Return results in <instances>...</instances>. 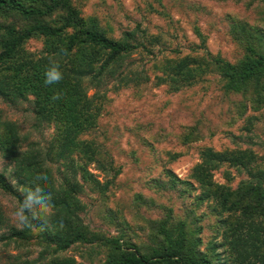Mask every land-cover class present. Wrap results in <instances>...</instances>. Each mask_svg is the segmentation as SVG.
<instances>
[{
    "label": "trees",
    "instance_id": "obj_1",
    "mask_svg": "<svg viewBox=\"0 0 264 264\" xmlns=\"http://www.w3.org/2000/svg\"><path fill=\"white\" fill-rule=\"evenodd\" d=\"M205 3L224 9L216 29L233 48L231 60L206 50L196 19L211 15ZM145 5L148 13L165 20L170 7L191 13L197 44L189 43L185 54L177 46L163 54L160 36L138 24L116 36L105 15L83 13L81 0H0V100L9 105L30 102L35 126L51 130L44 146L25 143L17 125L0 115V158L14 180L11 185L0 172V191L18 204L22 188L40 183L56 206L50 229L10 226L0 235L4 245L26 252L38 248L31 260L15 257L3 264H80L76 255L97 264H264V157L249 149L200 147L186 179L161 166L157 176L143 182L145 193L128 186L113 200L109 189H116L120 168L91 136L109 115V93L138 91L150 80L155 88L174 94L203 84L208 76L218 86L212 106L223 118L213 123L201 111L168 133L165 128L160 134L138 128V148L120 151L135 164L142 160L139 153L151 156L153 145L166 135L179 146L196 145L242 120L247 110L258 112L264 106V0H150ZM29 41L39 43V49L27 48ZM133 55H140L141 70L130 64ZM51 61L59 64L63 79L49 86L44 72ZM56 90L61 98L53 101ZM114 131L113 142L119 143L123 130ZM165 154L166 163L181 155ZM153 162L157 166L159 160ZM90 165L109 178L100 182ZM216 172L223 183L213 180ZM38 173H46L48 181L34 183ZM84 185L99 196L107 231L83 222L86 206L79 195ZM61 218L65 228L57 230ZM6 223L0 207V229ZM33 223L43 225L42 220ZM68 250L77 254L67 256Z\"/></svg>",
    "mask_w": 264,
    "mask_h": 264
},
{
    "label": "rangeland",
    "instance_id": "obj_2",
    "mask_svg": "<svg viewBox=\"0 0 264 264\" xmlns=\"http://www.w3.org/2000/svg\"><path fill=\"white\" fill-rule=\"evenodd\" d=\"M146 1L150 0H81L83 13L105 15L111 20L116 36L123 30L132 29L138 24L140 29H146L148 33L160 36L161 42L165 44L163 54H168V51L176 46L182 54L188 53L189 43L197 44L198 42L192 32V14L180 8L170 7L168 8L169 18L165 20L156 14L148 13ZM205 5L211 15L202 18L197 15L196 19L201 33L206 37V50L212 54L219 53L223 58L231 60L233 48L216 29L221 24L220 20L223 17L224 9L206 3ZM39 47L40 44L35 41L27 43V48L30 50H37ZM157 50L159 49H155V52ZM129 60L133 68L141 70L140 55H133ZM218 95V86L213 76H208L203 84L174 94H167L164 87L155 88L150 80L148 83L141 84L138 91L124 88L116 93H109V103L106 107L109 115L100 120L99 126L91 136L95 138L97 144L103 145L112 153L113 165L120 168L119 175L114 179L116 189H109L115 196L113 200L119 198L121 191L128 189V186L132 191L145 193L143 182L157 176L161 166L169 169L177 178L186 179L190 167L198 162L199 148L203 146L216 151L233 147L249 149L264 157V106L258 112L247 110L242 120H236L230 128L218 129L210 139L203 140L196 145L182 147L171 136L166 135L161 142L153 145L154 152L151 156L148 151H144L142 155L139 153L142 160L138 164L126 159L120 153V151L128 152L132 148H138L140 133L135 135V132L140 127L143 130H149L151 134L164 133L161 128L168 130V133L172 130L171 128L185 120V117H190L201 111L207 113L213 123H217L219 118H223V114L218 116L215 107L212 106ZM0 115L3 119L17 125L20 136H26L25 143L35 142L44 146L48 141L51 130L35 126L30 102L9 105L0 100ZM248 119L250 122H247ZM247 126H249V130H246ZM116 127L120 131L123 130V137L119 143L113 142V138L116 136L114 131ZM135 137H137L136 140ZM148 141L150 142V139ZM165 152L180 153L181 155L176 160L166 163ZM156 159L159 160L157 166L153 162ZM88 169L98 176L100 182L109 178V174L94 170L93 165L88 166ZM8 171L9 166L6 161L0 158V172L5 174L8 183L14 185V180L8 175ZM52 173L56 176L54 171ZM244 177H235L232 187L240 178ZM213 180L217 183L224 182L217 172L214 173ZM79 199L86 206L85 212L80 215L83 222L92 229L107 231L108 228L100 219L99 196L90 192L84 185ZM15 205L17 202L12 197L0 191V207L7 221L6 225L0 229V235L5 234L10 226L16 228L11 218V211ZM109 231L112 233L111 229ZM27 252L14 248L12 243L4 245L0 242V264L13 261L12 259L15 257L18 260H31L35 258L38 248H31ZM76 254L71 250L65 253L67 256ZM75 259L80 264H97L94 259L90 262L88 259H80L77 255Z\"/></svg>",
    "mask_w": 264,
    "mask_h": 264
},
{
    "label": "clouds",
    "instance_id": "obj_3",
    "mask_svg": "<svg viewBox=\"0 0 264 264\" xmlns=\"http://www.w3.org/2000/svg\"><path fill=\"white\" fill-rule=\"evenodd\" d=\"M63 79V73L60 70L59 64L56 61H51L50 65L44 72L45 85H57ZM61 93L59 90L54 91L51 96V100H59ZM48 176L46 173H38L34 177L35 182H47ZM23 194V200H19V203L15 205L11 211V218L15 227L20 230H32L38 229L40 232H44L49 228V218L56 215L55 204L53 202V196L50 191L40 186V183H35L34 187H24L20 190ZM35 220H42L43 225L36 227L33 223ZM57 230H63L65 224L63 219L57 221Z\"/></svg>",
    "mask_w": 264,
    "mask_h": 264
}]
</instances>
